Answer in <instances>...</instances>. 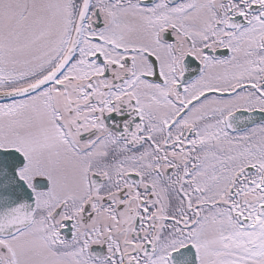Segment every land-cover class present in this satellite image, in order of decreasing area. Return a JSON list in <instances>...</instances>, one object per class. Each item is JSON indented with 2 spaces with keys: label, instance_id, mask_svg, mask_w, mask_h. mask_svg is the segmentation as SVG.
I'll use <instances>...</instances> for the list:
<instances>
[{
  "label": "snow or ice",
  "instance_id": "1",
  "mask_svg": "<svg viewBox=\"0 0 264 264\" xmlns=\"http://www.w3.org/2000/svg\"><path fill=\"white\" fill-rule=\"evenodd\" d=\"M0 264H264V0H0Z\"/></svg>",
  "mask_w": 264,
  "mask_h": 264
}]
</instances>
